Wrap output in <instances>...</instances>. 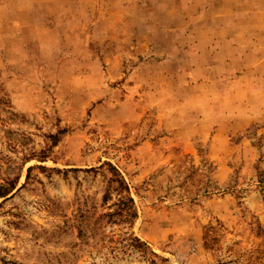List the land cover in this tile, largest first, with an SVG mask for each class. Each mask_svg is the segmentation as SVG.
I'll return each mask as SVG.
<instances>
[{
    "label": "rangeland",
    "instance_id": "374dc122",
    "mask_svg": "<svg viewBox=\"0 0 264 264\" xmlns=\"http://www.w3.org/2000/svg\"><path fill=\"white\" fill-rule=\"evenodd\" d=\"M0 264H264V0H0Z\"/></svg>",
    "mask_w": 264,
    "mask_h": 264
}]
</instances>
